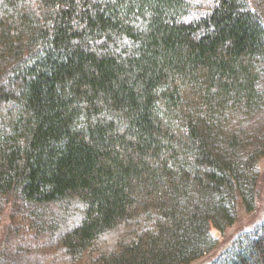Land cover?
I'll return each instance as SVG.
<instances>
[{
	"label": "trees",
	"instance_id": "16d2710c",
	"mask_svg": "<svg viewBox=\"0 0 264 264\" xmlns=\"http://www.w3.org/2000/svg\"><path fill=\"white\" fill-rule=\"evenodd\" d=\"M261 163L264 0H0V264H264Z\"/></svg>",
	"mask_w": 264,
	"mask_h": 264
},
{
	"label": "rangeland",
	"instance_id": "374dc122",
	"mask_svg": "<svg viewBox=\"0 0 264 264\" xmlns=\"http://www.w3.org/2000/svg\"><path fill=\"white\" fill-rule=\"evenodd\" d=\"M262 178L259 181L258 186V198L255 208L249 212H246L242 205L238 204V216L233 225L228 226L222 233L212 228V233L219 238L218 244L221 246L227 245L231 239L241 230L250 227L254 222L264 216V164L261 163ZM72 221H69L71 224ZM220 246V247H221ZM209 258L201 257L189 264H203Z\"/></svg>",
	"mask_w": 264,
	"mask_h": 264
}]
</instances>
